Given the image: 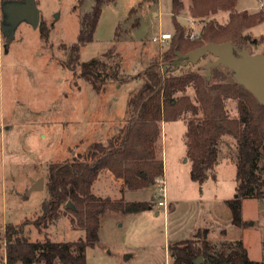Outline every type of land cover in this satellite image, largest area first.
<instances>
[{
	"label": "rangeland",
	"instance_id": "obj_1",
	"mask_svg": "<svg viewBox=\"0 0 264 264\" xmlns=\"http://www.w3.org/2000/svg\"><path fill=\"white\" fill-rule=\"evenodd\" d=\"M0 0V264H5L4 233L7 224L25 225L30 240L76 242L85 233L74 229L70 215H62L53 225L35 226L42 205L49 198L46 189L48 168L53 163L72 160L97 142L106 144L120 134L128 120V101L142 85L138 77L151 64L162 61L175 34L173 0H114L104 4L92 43L80 50V63L103 58L118 64L126 81L108 82L97 91L84 79L69 48L77 43L81 21L91 12L95 0H35L40 26L22 22L9 41L2 32ZM184 10L177 22L186 38L198 34L210 20L226 24L229 14L219 12L204 19L190 15L191 0H180ZM264 0H238L235 10L255 13L264 10ZM169 32L170 40L159 41ZM253 38L264 35V22L247 31ZM264 53V43L252 49ZM206 56L185 71L206 74ZM180 73V72H179ZM230 79V73L223 69ZM194 97V91H187ZM232 117L237 102L227 101ZM158 141L164 163L160 182L142 190L129 191L109 171H102L92 192L97 198L153 202V209L138 214L108 213L101 223L100 241L85 251L87 264H171L169 245L204 238L214 245L241 240L252 261L264 262V198L242 202V226L232 223L228 200L236 194L237 143L224 136L219 143L215 178L200 185L191 180L187 158L184 120L164 122ZM264 168V150L260 160ZM45 180L42 190L34 183ZM264 178V172H263ZM162 189V190H160ZM175 207L176 217L165 216ZM204 260L200 264L203 263Z\"/></svg>",
	"mask_w": 264,
	"mask_h": 264
},
{
	"label": "trees",
	"instance_id": "obj_2",
	"mask_svg": "<svg viewBox=\"0 0 264 264\" xmlns=\"http://www.w3.org/2000/svg\"><path fill=\"white\" fill-rule=\"evenodd\" d=\"M85 0H79L82 5ZM114 0H95L91 12L84 15L77 43L69 48L72 59L81 68L82 76L95 90L103 91L105 84L126 81L118 64L109 65L103 58L80 63V50L94 40L104 4ZM238 0H191L190 15L204 19L219 12L229 14L226 24L208 21L199 38H186L184 26L177 17L184 10L180 0H173L175 34L162 61L151 64L138 75L141 87L128 101V120L119 135L106 144L93 143L84 153L48 168L46 189L49 198L42 205V215L36 220L38 228L55 224L62 215H70L74 229L85 233L76 242L31 241L25 225L7 224L4 233L5 264H87L85 251L100 241L102 219L108 213L138 214L153 209V202L124 201L97 198L92 188L102 171H109L121 180L129 191L146 189L164 175V163L159 157L158 141L163 121L184 120L187 126V158L191 162V180L202 185L219 162V143L231 136L237 143L236 194L227 201L232 223L242 226V202L264 198V168L260 167L264 150V106L222 67L212 70L211 79L197 71H174L176 53L186 55L208 43L233 42L240 49H252L264 43V35L253 38L247 31L264 22V10L249 13L235 10ZM191 66V65H189ZM188 67V66H187ZM166 69V71H165ZM228 71V70H227ZM180 72V73H179ZM229 72V71H228ZM192 89L194 97L187 94ZM237 102V116L232 117L227 101ZM71 202L75 210L67 208ZM204 238L174 242L169 245L171 264H264L252 261L241 240L212 244Z\"/></svg>",
	"mask_w": 264,
	"mask_h": 264
},
{
	"label": "water",
	"instance_id": "obj_3",
	"mask_svg": "<svg viewBox=\"0 0 264 264\" xmlns=\"http://www.w3.org/2000/svg\"><path fill=\"white\" fill-rule=\"evenodd\" d=\"M2 32L8 40L14 39L15 30L22 22H27L33 28L40 26V11L35 0H22L20 2H4L2 5ZM177 59L173 62V70L180 67L197 65L206 56H211L205 66L206 77L211 79L212 70L222 67L229 71L233 80L248 90L257 101L264 106V53L252 54L246 48H239L233 42L208 43L186 55L176 53ZM166 71V69H165ZM32 190H42L45 187V180L33 182ZM67 208L75 210L71 202L66 204ZM203 257L200 256L195 264H200Z\"/></svg>",
	"mask_w": 264,
	"mask_h": 264
},
{
	"label": "built area",
	"instance_id": "obj_4",
	"mask_svg": "<svg viewBox=\"0 0 264 264\" xmlns=\"http://www.w3.org/2000/svg\"><path fill=\"white\" fill-rule=\"evenodd\" d=\"M262 7H264V3L262 4ZM199 36H200L199 33H198V34L192 33L191 36H190V39H191V40H195V39L199 38ZM171 38H172V36H171L170 33H163V34L161 35V38H160L159 41H166V40H170ZM158 182H160V180H158ZM160 190H162V189H160ZM159 206H160V207H164V209H165L164 212H165V214H166V213H167V205H166V201H165V200L160 201V202H159Z\"/></svg>",
	"mask_w": 264,
	"mask_h": 264
},
{
	"label": "crops",
	"instance_id": "obj_5",
	"mask_svg": "<svg viewBox=\"0 0 264 264\" xmlns=\"http://www.w3.org/2000/svg\"><path fill=\"white\" fill-rule=\"evenodd\" d=\"M165 33H169V32H165ZM164 122H165V121H163L162 124H161V130H163ZM161 134H162V132H161ZM168 205H169V207L171 208V210H170V211L167 210V213L165 214V216H167V214H168V215H170V217L175 218V217H176L175 207H174L173 204L170 203V202H168ZM207 230H208V229H207Z\"/></svg>",
	"mask_w": 264,
	"mask_h": 264
},
{
	"label": "flooded vegetation",
	"instance_id": "obj_6",
	"mask_svg": "<svg viewBox=\"0 0 264 264\" xmlns=\"http://www.w3.org/2000/svg\"><path fill=\"white\" fill-rule=\"evenodd\" d=\"M3 18H4V17H3V14H2V22H3Z\"/></svg>",
	"mask_w": 264,
	"mask_h": 264
}]
</instances>
